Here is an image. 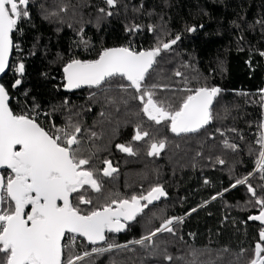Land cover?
<instances>
[{
	"label": "trees",
	"instance_id": "16d2710c",
	"mask_svg": "<svg viewBox=\"0 0 264 264\" xmlns=\"http://www.w3.org/2000/svg\"><path fill=\"white\" fill-rule=\"evenodd\" d=\"M101 7L113 15L101 14ZM30 10L31 20L14 33L20 50H14L12 63L14 69V61L24 62L22 83L11 87L18 76L14 70L1 81L12 97L13 112L45 113L44 123L37 120L45 129L51 121L60 128L69 122L79 124L94 176L108 181L103 187L107 197L139 196L157 185L167 193L124 232L107 233L110 242L127 244V249L93 254L86 264H185L194 250L203 253L201 261L211 258L216 264L237 262L241 253L237 264H247L262 227L248 216L257 214L258 207L248 204L251 196L246 186L230 185L255 170L257 156L249 154V147L259 150L255 141L258 125L264 122V57L259 55L264 51V0H118L110 9L104 0H33ZM54 11L58 14L46 18ZM130 25H140L142 30L128 32ZM190 26L196 31H186ZM177 34L181 39L156 58L146 83L159 85L155 95L164 101L171 97L178 101L186 93L175 90L184 87L205 82L220 87L213 119L199 133L177 136L166 123L156 125L142 112L140 102L132 99L133 91H121L116 81L110 89L91 87L73 94L64 89L63 66L72 58L96 59L103 49L129 42L137 51L147 50L158 37L166 42ZM177 70L184 75L175 76ZM138 127L149 136L134 140ZM159 140L165 141V148L149 155L150 144ZM225 141L237 144L238 150L226 148ZM118 144L131 146L134 154L120 151ZM218 158L225 163L219 164ZM106 160L117 169L109 177L102 174ZM250 182L260 194L264 181L259 174ZM225 188L230 190L212 199ZM106 202L110 201L97 199L93 205ZM171 217L184 218L175 225L176 235L160 233L154 238L172 255L171 262L130 243ZM80 240L74 251H91L93 247Z\"/></svg>",
	"mask_w": 264,
	"mask_h": 264
},
{
	"label": "snow or ice",
	"instance_id": "6c2138e0",
	"mask_svg": "<svg viewBox=\"0 0 264 264\" xmlns=\"http://www.w3.org/2000/svg\"><path fill=\"white\" fill-rule=\"evenodd\" d=\"M32 2L33 0H0V75L14 70L18 76L11 86L13 88L22 83L20 77L25 72L23 61H14V69L13 63H10L14 50H20L14 41V33L21 31L24 21L31 20ZM117 2L118 0H104L109 9L115 8ZM98 11L105 16L113 15L112 11L104 7ZM57 14L55 11L47 13L46 18L47 15ZM261 23L264 24V21ZM141 30L140 25H130L127 28L128 32ZM186 31L195 32L196 27H187ZM180 39L179 34L166 42L158 37L154 47L140 51L129 42L127 46L103 49L96 59L72 58L63 66L64 87L69 91L85 85L110 89L113 81H116L115 86L121 91H133L132 99L140 102L142 112L156 125L166 123L177 136L198 133L213 119L212 105L222 92L220 87L206 82L195 88L184 87L175 90L186 93L178 101L175 97L164 101L157 99L155 95L154 90L159 85L146 83L150 69L157 63L156 58L163 51L171 50ZM259 55L264 57V51ZM174 75L181 77L184 74L177 70ZM185 83L187 84V78ZM11 99L8 88L0 83V170H3L0 171V264H86L93 254L127 249V244L110 242L106 233L125 230L127 225L124 222L135 220L153 202L166 197L163 187L157 185L146 194L123 199L108 196L106 199L110 202L93 205V199L88 196L89 191L101 193L103 186L94 176L96 170L85 167L90 160L81 155L79 124L69 122L65 127L56 128L52 132L41 126L35 116L24 112L14 113L10 107ZM261 105L264 107V90ZM258 127L260 131L255 143L259 150L257 152L249 147V154L257 156L255 170L235 179L230 185V188L246 186L251 196L248 204L253 209L258 207L257 214L248 216V220L258 221L262 227L258 232V242L254 245V256L247 264H264V183H261L258 194L257 188L250 182L257 173L260 181H264V122ZM95 135L92 133V136ZM148 136L149 132H142L138 127L133 139L140 141ZM240 138L243 139L242 136ZM224 146L232 151L238 150L235 143L225 141ZM116 147L129 155L134 154L131 146L118 144ZM164 148V140L154 141L150 144L148 154L158 155ZM217 162L221 165L225 163L219 158ZM104 163L107 167L102 170L103 176L109 177L117 171L112 167L111 161L106 160ZM204 183L209 181L205 180ZM229 190L225 188L223 192L212 196V199L222 197ZM80 205L92 207L82 209ZM183 219H165L141 239L130 243L150 249L154 255L171 262L172 255L166 248L155 243L154 238L160 233L175 236V225L182 223ZM77 236L83 237L90 245L106 246L93 247L91 251L85 250L82 253L75 252ZM202 254L200 250H194L185 264H216L211 258L201 261L199 257ZM240 255L241 253L237 254V262ZM237 262L230 261L229 264Z\"/></svg>",
	"mask_w": 264,
	"mask_h": 264
},
{
	"label": "flooded vegetation",
	"instance_id": "af4514ba",
	"mask_svg": "<svg viewBox=\"0 0 264 264\" xmlns=\"http://www.w3.org/2000/svg\"><path fill=\"white\" fill-rule=\"evenodd\" d=\"M78 138L81 140V137L80 136H78ZM80 148H81V155L82 156H84L85 158H89V160H91V158H92V156H90L89 155V152H88V150L86 149V147L83 145V144H81L80 145ZM92 164L93 163H89V165H87V166H85V167H87V168H92ZM99 180H100V182L102 183V186L104 187V186H106L107 185V182L108 181H105V182H103V179H102V177H100L99 178ZM110 184V183H109ZM85 187H87V186H85ZM102 187V192L101 193H95L94 191H89V193H88V196L89 197H91L92 199H93V204H94V202L97 200V199H102V198H106L107 197V195L106 194H104V188ZM130 194L129 193H127V194H125L124 196H123V198H129V197H131L132 196V194L129 196ZM133 195H136V194H133ZM111 198H113V197H111ZM122 198V199H123ZM116 199H121L120 198V196H116ZM152 205V204H151ZM86 208H90V207H92V205H84ZM107 235V234H106Z\"/></svg>",
	"mask_w": 264,
	"mask_h": 264
},
{
	"label": "water",
	"instance_id": "95a60500",
	"mask_svg": "<svg viewBox=\"0 0 264 264\" xmlns=\"http://www.w3.org/2000/svg\"><path fill=\"white\" fill-rule=\"evenodd\" d=\"M12 59H13V58H12ZM10 63H12V60H10ZM153 68H154V65H153ZM151 70H152V69H150V71H151ZM150 71H149V72H150ZM7 73H8V71H6V73L0 75V83H1L2 79L7 75ZM87 88H90V87H88L87 85H85V86H82L81 88L73 89V90H70V91H69V90H66L65 88H64V89H65L66 92L73 94V93H77V92L82 91V90L87 89ZM93 88H95V87H93ZM216 99H217V98H216ZM215 101H216V100H215ZM215 101H214V103H215ZM214 103H213V105H214ZM213 105H212V107H213ZM210 123H211V122H210ZM210 123H209V124H210ZM209 124H208V125H209ZM208 125H207V126H208ZM207 126H206V127H207ZM206 127H205V128H206ZM205 128H204V129H205ZM204 129H201L200 132L203 131ZM198 133H199V132H198ZM174 134H175V133H174ZM194 134H196V133H194ZM175 135H176V134H175ZM181 135H182V134H181ZM17 148H19V146H17ZM0 171H3V170H0ZM161 198H164V197H161ZM156 202H157V201L153 202V204L156 203ZM138 216H139V215H138ZM133 221H134V220H133ZM133 221H127V222H124V223H126V225H128V224H131ZM249 221H250V220H249ZM250 222H256V223L260 224L258 221H250ZM124 231H125V230H123V231H121V232H119V233H122V232H124ZM106 234H107V233H106ZM66 235H67V234H66ZM81 238L84 239L83 237H81ZM84 240H85V239H84ZM85 241H86V240H85ZM86 242H87V241H86ZM91 246H93V247H97V246H101V245H91Z\"/></svg>",
	"mask_w": 264,
	"mask_h": 264
},
{
	"label": "built area",
	"instance_id": "2783aa9c",
	"mask_svg": "<svg viewBox=\"0 0 264 264\" xmlns=\"http://www.w3.org/2000/svg\"><path fill=\"white\" fill-rule=\"evenodd\" d=\"M34 116H35L36 120L40 121L41 123H44L45 120H46V119H45V118H46V114H45V113H43V114H40V113H37V114H36V113H35ZM53 125H54V124H53V122L51 121V122H50V126L53 127ZM44 126H45L48 130H50L48 125L45 124ZM65 239L67 240V236H66ZM79 240H80V239H79V237L77 236V237H76V242L79 241Z\"/></svg>",
	"mask_w": 264,
	"mask_h": 264
},
{
	"label": "rangeland",
	"instance_id": "374dc122",
	"mask_svg": "<svg viewBox=\"0 0 264 264\" xmlns=\"http://www.w3.org/2000/svg\"><path fill=\"white\" fill-rule=\"evenodd\" d=\"M54 126H55V125H54ZM56 128H60V127H51V126H49V129H50L52 132H55V129H56ZM77 244H81V240L77 241V242H76V245H77ZM92 247H93V246H92ZM90 250H91V249H90Z\"/></svg>",
	"mask_w": 264,
	"mask_h": 264
}]
</instances>
